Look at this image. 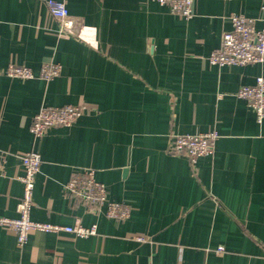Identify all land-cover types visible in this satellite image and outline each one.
Instances as JSON below:
<instances>
[{"label":"crops","instance_id":"obj_1","mask_svg":"<svg viewBox=\"0 0 264 264\" xmlns=\"http://www.w3.org/2000/svg\"><path fill=\"white\" fill-rule=\"evenodd\" d=\"M75 35L60 37L43 0H0V216L22 199L21 155L42 157L33 221L98 226V234L34 232L20 248L0 228V264H264V119L237 97L264 64L211 66L208 57L244 15L264 26V0H195L182 19L156 0H67ZM62 65L53 81L9 78L11 63ZM85 107L71 127L30 132L42 107ZM217 130L194 167L169 153L171 134ZM92 169L127 221L67 196ZM148 237L147 242L133 239ZM223 248V251H219Z\"/></svg>","mask_w":264,"mask_h":264},{"label":"built area","instance_id":"obj_2","mask_svg":"<svg viewBox=\"0 0 264 264\" xmlns=\"http://www.w3.org/2000/svg\"><path fill=\"white\" fill-rule=\"evenodd\" d=\"M43 1L49 14L58 24V35L60 37L75 35L76 21L69 13L67 0ZM156 2L182 19L189 20L194 16L195 0H156ZM229 19L232 28L223 34L219 48L208 57L209 64L220 68L264 64V26L257 29L256 20L244 15L234 14ZM262 21L264 23V19ZM62 70V65L54 61L44 63L38 73L30 67L11 63L5 73L11 79L22 81L40 79L49 82L60 77ZM237 97L246 101L256 113L258 122L261 123L264 119V77H258L255 85L241 87ZM84 111L85 107L82 106H44L33 117L30 132L41 139L52 128L71 127L84 115ZM219 138L220 134L217 130L194 135L171 134L169 153L173 156L185 157L190 166L194 167L202 157L214 154V145ZM21 161L23 175L18 180L23 185V195L17 206L18 217L11 219L0 216V228L13 233L20 248L28 243L30 235L34 232L67 233L82 239L98 234L97 225L85 227L79 223L74 226H63L33 221L31 213L34 206V190L36 177L41 170L42 157L37 152H27L21 155ZM95 175L92 169L75 171L64 186L65 194L94 215L105 216L120 222L127 221L131 216V206L110 200L106 186L98 182ZM133 239L147 242L149 238L135 236ZM219 251L222 252L223 248Z\"/></svg>","mask_w":264,"mask_h":264}]
</instances>
